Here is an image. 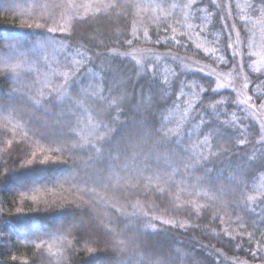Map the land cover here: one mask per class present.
Instances as JSON below:
<instances>
[{"label": "trees", "instance_id": "obj_1", "mask_svg": "<svg viewBox=\"0 0 264 264\" xmlns=\"http://www.w3.org/2000/svg\"><path fill=\"white\" fill-rule=\"evenodd\" d=\"M123 2L132 7L127 19L122 15L121 23L115 19L116 13H111V22L108 20L107 5L111 0H0V132L8 133L0 137V264H204L205 258L212 259L213 264H239L249 258L243 249L222 244L221 238L236 236L239 240L241 236L236 234L242 233L247 241V232L252 228L247 224L238 226L240 219L248 220L240 207L246 202V211L254 215L253 205L264 193V173L246 177L243 173L247 166L237 164L230 169L225 164L221 168L216 162L211 181L202 173H194L192 185L184 180L181 187V174H188L183 171L179 152L172 148L169 154L167 145L176 140L180 147L190 148L191 142L170 130L179 125L180 132H192L195 140L198 129L182 124L181 116L188 107L184 101L196 104L199 98L189 88L180 109L169 101L158 110L156 104L164 103V93L155 100L146 94L142 102L136 85L142 86L147 67L156 69L147 77L155 75L160 81H175L177 95L181 80L189 84L212 83L216 87L213 70L238 72L236 63H221L228 44L227 29L235 23L246 25L242 34L246 39H238L240 68L248 83L246 99L264 95V81L251 82L253 76L264 74V14L249 9L251 0H215L210 9V0H205L199 9L185 7L191 0ZM37 4L48 7H29ZM59 4L75 7H53ZM49 15L55 20L50 26H67L75 22L74 18H86L92 24L88 31V24L82 23L76 38L65 41L73 50L87 33L97 44L107 43V52L119 53L88 65L70 90L56 99L55 106L37 105L34 98L41 91L46 96L53 84L62 81L57 70L66 71L62 67L63 54L51 46H42V37H36L33 45L30 39L42 30L27 27L29 23L34 26L40 16ZM145 32L149 39H145ZM157 35L161 44L151 39ZM124 36L132 44L124 43L120 48L118 41H123ZM235 36L233 32V44ZM8 42L27 44L12 51L7 48ZM144 49L156 51L157 57L138 60L131 56L135 50ZM227 54L232 56L233 50L228 49ZM94 79L97 92L107 84L120 87L122 92L126 87L129 97L133 91L137 94L132 111L101 133L109 141L111 155L108 147L101 155L89 151L87 146H76L86 145L89 139L97 142L91 135L95 121H90V113L83 111L91 108V103L82 106L83 115L79 118L72 115L69 103L75 101L77 93L83 94ZM152 86L158 87V82L153 81ZM228 96L237 98L233 90L223 88L218 93H206L204 99L213 101ZM175 99L173 95L172 100ZM220 108L221 112L229 111L223 105ZM70 115L75 139L68 140L64 148L63 140L52 141L59 138L68 122L65 117ZM153 116L158 117L155 125ZM219 118L224 119L223 115ZM229 119L235 117L230 115ZM245 123L260 131L259 123L248 110ZM153 126L169 132L163 147H157L158 137L151 136ZM30 133H36L38 138ZM23 148L27 149L24 153ZM253 159L249 157V166ZM28 161L33 163L29 165ZM154 165H158L159 172ZM146 167L165 179L148 180ZM245 183L250 190L237 205V185L243 187ZM49 205L56 207L46 209ZM188 208L215 226H195L196 217L189 219L185 211ZM233 209L236 215L232 214ZM214 215L224 217L225 222H213ZM69 232H75L81 241L74 249ZM256 239L264 242L259 234Z\"/></svg>", "mask_w": 264, "mask_h": 264}, {"label": "snow or ice", "instance_id": "obj_2", "mask_svg": "<svg viewBox=\"0 0 264 264\" xmlns=\"http://www.w3.org/2000/svg\"><path fill=\"white\" fill-rule=\"evenodd\" d=\"M204 3L205 0H191L188 5H185V7L199 9ZM214 4L215 0H210V3L208 4L209 9ZM29 7L47 8L48 5L37 4L31 5ZM53 7H75V5L59 4L54 5ZM131 7L132 5L130 3H122V0H111V3L107 5V9L109 10V22H111L113 19L111 13H116L115 19L121 20V23H123V19H127L128 15L130 14L129 9ZM248 7L253 13L260 12L261 14H264V0H251V2L248 4ZM118 9L121 10V12H117ZM99 10L100 9H98V11ZM221 19L225 18L221 17ZM74 20V23H69L67 26H50V24H55V20L52 15H49L48 17L40 16L35 22L34 26L31 23L27 25L28 29L34 28L42 30V32L36 33V35L30 39L33 45L36 43V37H42V46H51L54 51H60L63 54L64 63L62 67L66 69V71L62 72L57 70V75L61 76L63 79L62 81H57L56 84H53L46 96L43 91H41L39 97L34 98V102L37 105L55 106L56 99L63 96L70 90L71 86L82 76L84 69H86L88 65L93 64L95 61H100L102 59H108L110 57L119 55V53L107 52L106 49L109 48L107 43L97 44L95 39L89 37L87 33L81 36V43L76 45L75 50H73V46L69 43H66L65 41L69 38H76L82 23L88 24V31H91L92 29V24H89L86 18H80L78 20L74 18ZM245 28L246 25H236L234 23L231 28L227 29L228 44L227 48L224 50V58L221 61V63L225 66L229 64L234 65L236 63V56L240 54L235 51L234 44L232 42L233 32H236L237 39L245 40L246 37L242 35ZM166 30L167 29H165V31ZM210 32L211 30H209V33ZM200 34H204L203 28L200 30ZM144 35L145 39H149L147 32H145ZM206 38L210 39V36ZM151 39L156 44L162 43L161 37L158 35ZM164 39L166 40L167 37ZM124 43L131 45L132 40L128 39L127 36H124L123 41H118V46L123 48ZM26 44L27 42H24L23 44L8 42L7 48L9 50L16 51L22 49L24 46H26ZM184 46L186 47V45ZM228 49L233 50L234 54L232 56H228ZM124 55L127 56V53ZM133 71H136V69H133ZM145 71L146 79L141 82L142 86L138 84L136 85V87L140 89L139 96L142 102L146 94L151 95L152 99L155 100L157 96L161 95V93H164V103H157L156 108L158 110L164 109L168 105L169 101H171L173 106H175L177 109H180L182 107L181 101L183 100L185 90L189 88H191L193 93H195L199 98V103L196 104L184 101V103L188 104V107L183 110L181 116L182 124H185L188 128L195 126L198 129L195 140H192V132H180L179 125L176 130H170V132L173 134L185 136L187 140L191 142L190 148L180 147V143L176 140H172L167 145L169 148V154H171L172 148H176V150L179 152V155L182 158L181 164L183 166V171L184 173L188 174H181V187L184 186V180H187L188 185H192V174L194 173H202L203 176H206L208 180L211 181L212 174L216 170V162H219V166L221 168L227 164L230 169L232 166L237 164L245 165L247 167L243 174L246 177L254 176L257 172L264 173V124H261L260 131L256 132L253 127L245 123L247 110L241 108V104H247L248 107L255 105L260 109H264V95H250L244 101H238L234 96H228L222 99L216 98L213 101H205L204 97L206 93H218L221 86L217 85L214 87L212 83L189 84L187 81L181 80L178 85L179 94L177 95V85L175 81L170 82L167 79L160 81L155 75L147 77V73H154L156 71L155 68L149 69L146 67ZM105 75H107V73H105ZM153 81L158 82L159 86L153 88ZM256 81H264V74L253 76L251 82L255 83ZM95 83L96 81L94 79L87 86V88H91V91H88L87 88H85L83 94H76L75 101H69V103L72 105V115H75L79 118V116L83 115V111H87L90 113L89 120L95 121V123L92 125L93 131L91 135L96 138L97 142H93L91 139H89L86 145H79V143H77L76 146H87L89 151L96 152L97 154L101 155L104 153L105 148L108 147L110 149L109 155H111V146L109 145V141H107L105 136L101 135V133H105L106 131L110 130L111 125L116 123L119 117L125 116L127 113L132 111L131 105L135 104L137 94L135 91H133L131 97H129L126 87L122 92L120 87L112 88L107 84H105L104 87H102L100 91L97 92L94 86ZM81 85H83V81H81ZM245 87H247V85H245ZM105 92H107V95H105ZM173 95L176 96L174 101L172 100ZM89 103H91L92 107L83 109L82 111V106ZM221 105H223L224 108L228 109L229 111L221 112ZM233 108H235L236 111H231ZM237 113H239V115ZM220 115H223V120L219 118ZM230 115L235 117V119H229ZM65 118L68 121L67 124L61 130L59 138L53 140L52 143H60V141L63 140L64 148H67V141L75 139V131L72 116L70 115ZM157 119L158 117L153 116L154 125ZM7 135V130L0 132V137H6ZM30 135L37 137L36 133H30ZM151 136L158 137L157 147H163V142L168 139L169 132H162L160 128L153 126L151 130ZM257 136L259 139H256ZM102 140L105 142H99ZM0 143H2V141H0ZM64 148H62L61 151H63ZM197 149L199 151H197ZM21 151L24 153L27 151V149L23 148ZM10 154L11 153H9V155ZM249 157L254 158L251 161L250 166ZM39 162L44 163L48 161L41 160ZM32 163V161H28L29 165ZM144 164L148 165L149 161L145 160ZM210 164L212 167H209ZM154 167H157L158 172L160 171L158 165H154ZM162 171L165 174L167 173V169ZM144 172L149 173L148 180L150 181L152 179H165L164 175L153 174L151 172V168L146 167ZM177 172H179V168H177ZM171 187L172 184H169V188ZM249 190L250 189H248L247 183L243 184V187L237 185V191L239 192V200L237 201V205L240 204L241 200H244L246 192ZM152 191H156V188L153 187ZM53 207H56V205H49L46 209ZM257 208L260 210L255 211ZM246 209L247 203L245 202L243 206L240 207V211L245 212V215L248 216V220L240 219L238 226L239 224H247L248 227L252 228L251 232H247V228H245V231L247 232V241L243 239L242 233H237L236 235L241 236V239L237 240L236 236H230L228 240H223V238H221V243L228 245L230 248L235 246L236 248L243 249L245 252H247L249 258L244 261H240L239 264H264V242L256 239L258 234L259 236L264 237V193H261L260 198L253 205L254 215H249ZM185 211L189 219H192L194 216L196 217L197 223L195 226L205 223H207L210 227L215 226L214 223L201 220L200 217L190 208L186 209ZM232 214L236 215V209H233ZM225 215H227V213H225ZM217 219H219L221 223L225 222L224 217L215 215L212 217L213 222ZM83 226L84 221L81 222V227ZM61 231H64V229H61ZM68 235L72 237L70 244L72 245L73 249L75 246L81 243V241L77 239L75 232H69ZM88 240L91 241V239ZM233 241H235L234 244ZM95 243L97 247H100L99 240H96ZM253 243H255L254 247L252 246ZM37 247L39 248L40 245L38 244ZM105 247H107V245ZM204 264H213V260L210 258H205Z\"/></svg>", "mask_w": 264, "mask_h": 264}, {"label": "rangeland", "instance_id": "obj_3", "mask_svg": "<svg viewBox=\"0 0 264 264\" xmlns=\"http://www.w3.org/2000/svg\"><path fill=\"white\" fill-rule=\"evenodd\" d=\"M234 45L236 46L235 51L237 53H240L239 46H238V39L237 36L234 37ZM132 57L134 56V59H149V58H155L157 57L156 51H149V50H135L133 54L131 55ZM240 54L237 55L236 57V68L238 72H231V73H226V72H215L213 70V75L211 76L216 80V84L220 85L221 87L219 90L223 88H229L230 90H233L236 95H237V100L238 101H244L246 99V88L245 85H248V83H245L246 79L241 72L240 68ZM164 58V57H161ZM201 70H205L203 67ZM244 108H246L252 116L255 118V120L259 123V125L264 124V109H260L257 106L256 107H248L247 104H242Z\"/></svg>", "mask_w": 264, "mask_h": 264}]
</instances>
